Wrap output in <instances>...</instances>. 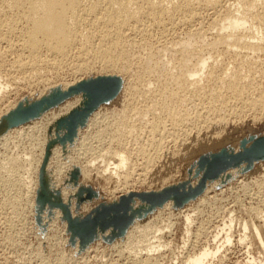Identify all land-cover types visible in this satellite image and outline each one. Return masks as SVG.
Instances as JSON below:
<instances>
[{
  "label": "rangeland",
  "instance_id": "1",
  "mask_svg": "<svg viewBox=\"0 0 264 264\" xmlns=\"http://www.w3.org/2000/svg\"><path fill=\"white\" fill-rule=\"evenodd\" d=\"M230 1L231 3H233L232 0H222V4H224L225 2L229 4L228 5L225 3L224 6L221 4V8L223 6L222 10L230 7ZM211 12H207L209 14H206L207 16L204 14L201 17L200 21H198V24L197 22H195L194 25L191 24L193 25L191 26V30H194L195 27L201 28L206 38H208V41H210L214 35L213 31H211V33L209 31V28H207L209 27L207 25H209V22H211L213 18ZM180 27H182L184 30ZM187 28L189 29L187 25H183L178 26L172 30L168 29L166 30V32H163V30H156L155 28V30H153L151 33L152 37L150 38L151 40L149 41V44L153 46L152 48L154 49V51L160 52L161 50L160 53H162L163 49H166V51H168V47L171 46L172 48L176 43V40H180L182 35L185 36ZM169 30L170 32H173V35L172 32H169ZM153 37L156 38L157 42L155 38L153 39ZM11 38L17 40L16 37L12 35L3 39L0 38V83L5 84V86L7 85V89L5 88V91L0 94V176L2 175V179H0V264H138V259L140 257H144L147 253V245L153 242L154 245L157 244L155 245L156 247L161 244V248L159 247V251L154 252L155 254L153 253L154 257H156L157 264H173L175 262L176 264H180L182 262V258L186 254H192L193 251L196 252L201 247H213L214 243L212 242V237L220 228L223 227L224 223L227 221L230 215L235 219L233 224L234 228L232 227L234 240L231 245H223L218 257L211 264H233L236 262H245L246 254L244 252L246 250L244 246H238L239 244L237 243V241L242 234V228L240 227L243 223L242 221L250 222L251 219L254 218V213H264V167H259L261 165H264V156L247 161L248 167L245 174L243 175H236L235 173H233L234 175L232 173L228 174V169H230L233 164L226 166L220 172H218L214 178L205 179L201 187L202 190L200 189V191L194 197L189 198L182 204L177 205L175 199H173L174 204L170 208V205H166L165 203L172 198L175 191H189L196 187V185L200 181L201 174L203 173L204 167L206 165L205 163H202V165L200 164L201 157L209 160L214 155L221 153L222 155H224L225 161L230 162L231 160H228L229 156L238 155L243 147H248L254 139L264 136V109H260L261 112L260 110L255 111L249 109L250 101L258 98L259 93L257 92V90L259 88V90L264 94L263 78L255 77V82L254 80L252 81V88L250 87V89L248 90L250 94L246 92L242 100L238 101L233 97H230L231 95L224 91L226 90L224 86H221L220 88L219 85L221 84H215L214 82L210 81L207 74L211 69L210 67H212L218 74L223 73V75L221 76L224 77L223 79L228 78V76L230 77L233 70H237L239 68H242L241 75H246V70L248 69L246 68L244 63H254L255 65H259L264 59L262 58L263 56H260L259 58L256 56L255 58V56L252 55V57H250V55L247 60L243 58L242 55L244 54L239 55L238 57L237 54L239 52H242L239 50L231 52L232 54L227 53L225 55L221 53L220 49L214 51L211 54L213 55L216 52L215 56H213L214 60H210L211 62L209 61V67L199 78L200 80L198 79L199 83H197V86L199 90L197 91V93L194 92V88H196V86H186V92L184 96H186L185 98L187 107L185 106V109L183 108V110L184 113L186 111L187 114H184L183 120L184 117L186 118L187 116V118L190 119L186 118L185 121H183L185 123H182L183 125L181 127V124L173 126V124L167 119L166 116H164L159 108H156L155 106L153 107V104H155V100L152 96H146L142 98L143 95L140 96L138 94V96L137 94H133L131 90L134 83L138 80V76L140 73V65L139 63H137L136 57L143 56V51L141 50L142 46L141 48L138 47L133 50L135 59L128 67L126 72H121V70H109L104 72L103 69L100 68V64L93 60L92 52H88V50L91 49L90 45L85 44L83 40L82 45L80 44L76 46L74 51L70 53L69 57L65 59V61L67 60L66 62L63 60L62 62L57 63V66L60 64V68H58L56 64L52 63L45 64V66L40 65L37 72H27L24 74V76L22 74L24 72L19 70L20 68H17V65L15 64L16 61L13 62V60H16V58H18L20 55H22L23 58L27 55H25V53H19L21 51L20 48H18V41H15ZM138 39L139 38L136 39V42L139 45L145 43L141 39ZM7 40L9 41V43H11L9 44ZM3 43L5 44V46ZM10 47L12 51H10ZM16 48L18 49V51ZM82 53L85 55H83ZM216 59L217 63L215 61ZM255 60L257 61L255 62ZM92 61L93 65L91 64ZM78 63L80 65L83 64L82 66H84L85 68L81 72L77 70ZM228 65H230V67H228ZM130 71H132V74L130 73ZM224 72H227L226 76ZM113 74L118 78L122 77V87L120 89L117 88L116 92L111 98L102 101L96 104L95 107L87 110L86 107L88 104V98L86 93L79 89L74 91L75 88L80 87L83 83H89L94 79L106 78L105 76L111 77V75ZM118 78H115L117 80V83ZM256 81L258 82V84H256ZM68 84L69 89L67 90V92L64 93L63 91L60 93V91L64 89ZM153 87L154 86H152V88ZM126 89H128L129 91ZM208 91L210 93H208ZM222 92L224 93L223 95ZM212 93H214L213 95L216 96L214 99L216 101L219 100V104L221 102H225V105H223V107L227 109V111L223 108L224 110H221V112H223L221 113L219 111L220 114H218L217 112L211 110L213 101L210 100H214L212 99ZM63 94H67V96L63 97L60 101L50 106H46L45 101L47 99L55 95ZM78 94H81L82 97ZM195 94H198V96H196ZM208 96L211 99H209ZM226 96L228 100L225 98ZM203 98L204 100H202ZM150 99H152V101ZM229 99L231 100V103ZM244 100L246 101V103ZM192 101L194 102L195 107L193 106ZM26 102L27 105L24 104ZM196 102L198 105L196 104ZM243 102L245 104H243ZM36 104L40 108L38 107L39 109L34 116L28 117L23 121H15L16 115L21 109ZM41 107H44V110ZM144 107L146 108V110ZM189 108L191 112L189 111ZM232 108H234V111H232ZM242 108L244 109L242 110ZM209 110L210 113L207 114ZM239 110L242 111L240 112ZM153 111L154 113H152ZM229 111H231V114L229 113ZM238 111L239 113H241L240 115ZM121 112H124L125 116H121ZM129 112L131 113L130 115ZM146 113L147 115H145ZM196 113L199 114V117H197ZM222 114L225 115L223 116ZM195 115L197 118L195 117L194 119ZM220 115L222 116V118L224 117L225 124H223L224 126H221L220 131L216 132L218 128V126L216 127V125H219L218 123L216 124V121L219 119L218 117L221 118ZM50 117L53 119L54 124L52 123L53 125L51 124L50 126H47L46 123L48 122V118L49 120L51 119ZM210 117L211 122L213 119L216 120H213L214 122L209 123L208 119ZM122 120L125 123V131L129 130L127 131L129 133H126L124 137L122 136L118 138L119 135H116V132L119 126L118 124ZM162 121L165 122L162 123ZM71 122L74 125L72 128V133L68 135V129H70V125L72 124ZM140 122L142 123L139 124ZM153 122H159L161 126H163L162 129L164 133L162 136H164V139L167 140L165 141L163 139L162 141H159L161 142L160 150L162 152H159L158 155L155 156L153 154H157V152H155L156 150L152 151L151 149H156L154 147L159 143L158 139H160V136L156 134L157 136L153 135V137L151 135V138L153 139L150 138L152 127L151 125ZM132 123L134 125H132ZM163 124H165L166 126H164ZM139 125L141 127H139ZM210 125H212V128L210 127ZM76 127L78 128V130L76 129ZM104 127H106L107 129H104ZM178 127L184 129H179ZM102 129L105 130L102 131L103 133L101 132ZM42 132L48 133L50 136L53 135V146H51V144L49 145L48 143L43 142L42 136L45 133L42 134ZM167 132L170 133L169 137L171 140L169 139V137H167ZM177 132L180 134H177ZM106 133L107 136H105ZM183 133H187L186 136ZM128 134L130 135V139L128 137ZM172 134L174 135L173 137ZM2 136L3 138H1ZM97 137H104L102 139L103 142L99 141V143L97 141L98 139H96ZM126 138L129 139L127 141L128 144L126 143ZM177 138L179 140H177ZM156 139L157 142H155ZM172 139L174 140V142ZM109 140H111V142ZM150 140H153V143ZM130 141H135V143H131ZM139 143L140 145L142 144L141 147ZM147 143L148 148L146 147ZM84 144H86V146H90V148L93 149V151L91 152L93 155H91V153L81 155V153H83L82 149L85 147ZM130 144L132 147H130ZM150 144L152 147L150 146ZM162 146L164 147L162 148ZM97 148H99L100 150ZM101 148L103 151L101 150ZM135 148H138V150ZM107 149H110V151L117 150L124 152L128 157V162L130 164L129 166L132 168V171L129 170L130 176H127L129 178L128 181L124 182L127 177L125 179L121 178L119 180L114 177L111 178L110 175H112L113 173L112 166L109 167V172H104L106 169L105 166L107 165V162H109V160L111 161V158L105 157L104 161L100 158H98L97 160L95 159L99 155V152L104 153ZM139 149L143 151L141 152L139 151ZM186 149H193L195 152L194 154L192 153L183 159H177L176 163L173 165L169 164V158L175 157L181 153H185L184 151ZM127 152L129 153V156L131 154L130 157L127 155ZM146 155L147 158H149V156L155 157L152 161V165L147 167V169V162L145 163V161H147ZM19 156L25 159H20ZM8 157L10 161L11 158H19L20 162L15 160L17 161V166L19 162V167H21L18 170L16 169L17 173H10V171H12L13 169L11 168V170L10 167H8V164H10L6 162L7 160H9ZM89 161L91 164L94 162L92 164L93 166L90 165ZM153 162L155 165L153 164ZM5 163L7 165H5ZM1 171H3L4 173ZM47 175H50L49 181H47ZM143 175L145 177H143ZM11 179H20L22 180V182H20V184L16 186L18 188L15 187L14 189L10 190V192L8 189H6L8 187H5L3 183L4 181H11ZM1 180H4L3 183ZM211 182L214 184L207 185ZM127 193H130V195H128ZM142 193L154 195L155 198H159L165 195L167 196L161 201V203L157 205H149L148 203L146 204L145 201L140 199V195ZM8 197L11 198L9 199ZM132 198H135L139 202L141 201L143 205H146V207L141 211L143 213L139 212L140 214H138L137 216L131 202ZM14 200L16 201L14 202ZM10 201L11 203L13 202L12 204L19 207V212H17V214L19 213L18 215L14 211H12ZM126 201V214L130 215L131 218L129 223L124 227L120 234H116V230L111 226L102 227V225L99 223L101 222L102 217L96 219L94 227L91 228L90 225L93 221L91 219L96 215V212L98 210H100L104 206H111L113 208H116ZM163 204L165 207L163 206ZM154 206L157 208H155ZM183 209L186 210L184 211ZM182 212H185L188 215L190 214L189 216L193 218L191 223L192 225H190V235H187L184 230L186 224L184 222L185 219ZM245 213H247V215ZM148 221H151L153 230H158V228H160L159 230H162V232L163 230H165L164 232L166 233L163 232L164 234H162V232L160 231L159 233L162 234L160 236L158 233H155V231L152 232V234H150V232L149 234L151 235V237H146L145 239L144 236H142L143 234H141L139 225H144ZM127 229H129V232L125 233L127 232ZM149 234L148 236H150ZM154 234H157L156 236L158 238L154 237L153 239L152 237L155 236ZM157 240H160L159 244ZM221 241L222 240H220L217 245H219ZM184 242H186L185 246H183ZM151 247L154 246L152 245ZM251 252L253 253V255H256V248H252ZM134 256H136L137 258H134ZM176 258H178V260H175Z\"/></svg>",
  "mask_w": 264,
  "mask_h": 264
},
{
  "label": "bare ground",
  "instance_id": "2",
  "mask_svg": "<svg viewBox=\"0 0 264 264\" xmlns=\"http://www.w3.org/2000/svg\"><path fill=\"white\" fill-rule=\"evenodd\" d=\"M232 1H233V3H231V1L229 2L231 4L230 7L225 8L224 10H222L224 4L225 3L228 4L227 2L222 4L223 3L222 0H0V38L3 39L5 37H9L10 35L16 37L17 40H15L14 38H11V39H14L15 41H18V43H17L18 44V48H20V51H21L19 53L20 54L21 53L22 54L25 53V55H27L24 58L22 57V55H20L18 58H16V60H13V62L16 61L15 64L17 65V68L18 69L20 68L19 70L24 72V73H22L23 75L25 73H27V72H29V73L37 72L38 68L40 67V65H44L45 66V64L52 63V64H56V66H57V63H60L63 60L65 61V59H67L69 57L70 53L72 51H74L76 46H78L80 44L82 45L83 42H85V44H87V45H90L91 49H89L88 52L89 53L92 52L93 60L100 64V68H102L104 72L109 71V70H121V72L122 71L126 72L128 67L132 64L133 60L135 59V55L133 54V50L135 48H138V47L141 48V46H142L141 50L143 51V56H141V57L137 56L136 57L137 58L136 59L137 63H139V65H140V73H139V76H138V80L134 83L132 88L131 87L130 88H131L133 94H137V95L139 94L140 96L143 95L142 98H144L146 96H152L154 98V100H155L154 101L155 104H153V107L155 106L156 108H159L161 110V112L164 114V116H166L167 119L173 124V126L174 125L177 126L178 124L179 125L181 124V127H182V125H183L182 123H185L183 121H185V119L188 117L186 115L187 117L186 118L184 117V120H183V116L186 113V111L184 113V110H183V108L186 106V98H185L186 96H184V94L186 92V86H189V87L190 86H192V87L196 86V88H194V92L197 93V91L199 90L198 86H197V83H199L198 79L205 73V71L209 67V61L210 60H214L213 56H215L216 52L213 55H211L214 51H217L218 49H220L221 53L223 55H225L227 53H231L233 51H238L239 50V51H242V52H239L237 54L238 57H239V55L244 54L242 56L245 59H247L250 55H251L250 57H252V55H253V56H255V58H256V56L258 58L260 56L261 57L263 56L262 58H264V0H232ZM221 4L223 5L222 8H221ZM209 11L210 12L212 11L211 13H212V17L213 18H212V20L210 19L211 22H209V25H207L209 27H207V28H209L210 32L213 31V33H214V35L212 34L213 37L211 38L210 41H208V38H206V36H205L204 32L201 30V28L195 27L194 30L193 29L191 30V28H192L191 26H193L195 22H197V24H198L199 23L198 21H200L201 17L204 14L205 15L208 14L207 12H209ZM191 24H193V25H191ZM206 24H205V26H206ZM183 25H187L189 27V29L187 28V30H186L187 32L185 31L186 32L185 36L182 35L184 38L181 36L182 39L180 38V40H178V41L174 40L176 43L175 44L173 43L174 45L172 44L173 45L172 48L169 45L170 47H168L169 48L168 51H166V49L165 50L163 49L164 52L162 50V53H160L161 50H160V52L159 51H154V49L152 48L153 46H151V44H149V41L151 40L150 38L152 37L151 33H152L153 30H155V28H156V30L158 29V30H163V32H166V30H168V29L172 30V29H175L178 26H183ZM180 28H182V27H180ZM170 30H169V32H170ZM206 32H208V31H206ZM177 33H179V32H177ZM156 34H158V33H156ZM7 35H9V36H7ZM154 35H155V33H154ZM172 35H173V32H172ZM137 38H139L138 40L141 39L145 43L144 44L142 43L141 45H139L136 42ZM154 38L155 37H153V39ZM171 39H172V37H171ZM155 40H156V38H155ZM156 42H157V40H156ZM8 43H9V41H8ZM12 43H13V41H12ZM154 43H155V41H154ZM17 44H16V46H17ZM4 46H5V44H4ZM11 47H10V51H12ZM5 49H7V48H5ZM16 49H15V51H16ZM240 49H242V50H240ZM17 51H18V49H17ZM83 55H85V54H83ZM219 55H220V53H219ZM218 58H221V57H218ZM243 58H241V59H243ZM217 59L215 60L216 63H217ZM256 61L257 60H255V62ZM74 62H75V60H74ZM91 64L93 65V61H92ZM82 65H80L79 63L77 65V70L80 71V72L85 69L84 66H82ZM244 65L248 69V70H246L247 71L246 75H241L242 68L241 69L239 68L237 70H233V72H232L230 77L228 76V78L223 79L224 77H221L223 75V73L218 74L212 67H210L211 69L208 71L207 74H208V77H209L210 81L214 82L215 84H217V83L221 84V85H219L220 88H221V86L222 87L224 86V88L226 89L224 91L229 93V95H231L230 97H233L235 100L239 101V100H242L243 96H245L246 92H248L250 87L252 88V85H253L252 81L255 79V77H261L264 80V59L262 60V63H260L259 65H255L254 63H250V64L249 63H244ZM59 66H60V64L57 67L60 68ZM228 67H230V65H228ZM228 69H227V71H228ZM97 72H98V70H97ZM243 72H244V70H243ZM130 73L132 74V71H130ZM224 73H225V76H226L227 72H224ZM105 77L106 78H118L117 76H114V74L111 75V77H107V76H105ZM16 81H18V80H16ZM254 82H255V80H254ZM122 84H123L122 77L118 78V89H120L122 87ZM256 84H258V82ZM6 86H5V84H1L0 83V94H2L5 91ZM128 86H129V84H128ZM138 86H140V87H138ZM152 86H154V87L152 88ZM213 88H217V87H213ZM56 89H58V88H56ZM68 89H69V84L67 86H65V88L62 89L60 91V93L63 92V91L65 93V92H67ZM188 89H190V88H188ZM259 89L257 90V92L259 93L258 98L253 99L249 103V109H251V110H255L256 111V110L264 109L263 108L264 107V94ZM126 90H128V89H126ZM209 91H208V93H210ZM215 92H216V90H215ZM248 93L250 94V92H248ZM213 94L214 93L211 94L212 95V99H214L216 97ZM223 94L224 93L222 92V95ZM78 95L81 96V94H78ZM196 96H198V94ZM220 97H219V99H220ZM225 98L227 99V96ZM209 99H211V98L209 97ZM31 100H33V99H31ZM150 100L152 101V99H150ZM188 100H189V98H188ZM202 100H204V98ZM210 101H213L212 102L213 104ZM210 101L209 102L212 104V109L211 110H213L214 112H217L218 114H220L221 110L224 108L223 105H225V102H221L219 104V102H218L219 100L216 101L214 99V100H210ZM229 101L231 103L230 99H229ZM197 102H196V104H197ZM216 103H218V104H216ZM233 103H235V102H233ZM245 103H246V101H245ZM245 103L243 102V104H245ZM24 104L27 105V102L24 103ZM132 104H130V105H132ZM226 105H227V103H226ZM193 106H194V102H193ZM229 106H231V105H229ZM191 107H192V105H191ZM197 107H196V109H197ZM41 108L43 109L44 107H41ZM186 109H188V108H186ZM192 109H193V107H192ZM232 109H233L232 111H234V108H232ZM243 109L244 108H242V110ZM145 110H146V108H145ZM156 110H158V109H156ZM225 110L227 111V109H225ZM229 110H230V108H229ZM235 110H236V108H235ZM127 111H129V110H127ZM189 111H190V108H189ZM239 111H238V113H239ZM130 112H129V115L131 114ZM190 112H189V114H190ZM260 112H261V110H260ZM152 113H154V111ZM157 113H158V111H157ZM209 113H210V110H209V112L207 114H209ZM224 113H226V112H224ZM229 113L231 114V111H229ZM240 114L241 113H239V115ZM57 115H59V114H57ZM123 115H124V112H121V116H123ZM145 115H147V113ZM198 115L199 114H197V117H199ZM166 117H165V120H166ZM195 117H196V115L194 116V119H195ZM235 117H236V115H235ZM161 118H163V117H161ZM218 118H217L218 120L216 121V124L218 123L219 125L214 124V125H216V127L218 126L216 132L220 131L221 126H224L223 124H225L224 117L222 118V116H221V118L220 117H218ZM187 119H190V118H187ZM200 119H201V117H200ZM200 119H198V120H200ZM209 119H210V121H209ZM209 119H208L209 123H212V122H214L213 120H216V119H213L212 122H211V117ZM151 120H152V118H151ZM192 120H193V118H192ZM142 121H143V119H142ZM114 122H112V123H114ZM126 122H127V120H126ZM160 122H161V120H160ZM164 122L165 121H162V123H164ZM52 123H53V119L51 118L49 120V118H48V122L46 123L47 126H50ZM141 123L142 122H140L139 124H141ZM186 124H187V122H186ZM118 125L119 126H118L117 132H116V135H119L118 138H120L122 136L124 137L126 133H129V132H127L129 130L125 131V123H124L123 120L121 122H119ZM132 125H134V124L132 123ZM163 125L166 126L165 124H163ZM110 126H111V124H110ZM151 126L152 127H151V132H150V138H151V135L153 137V135L158 134V136H160V139H158V142L162 141L164 139V136H162L163 133H164V131L162 129L163 126H161V124L159 122H153ZM211 126L212 125H210V127ZM106 127H104V129ZM139 127H141V126L139 125ZM181 127L180 128L178 127V128L179 129H184V128H181ZM28 128H30V127H28ZM76 129L78 130L77 127H76ZM129 129H130V127H129ZM171 129H172V127H171ZM206 129H207V127H206ZM102 131H105V130L102 129L101 132ZM114 131H116V130H114ZM140 131H142V130H140ZM169 132H173V131H169ZM169 132H167L168 134H166V135H168L167 137H169V135H170ZM43 133H45V132H42V134ZM76 133H78V132H76ZM76 133H75V135H76ZM200 133H202V132H200ZM130 134H131V132H130ZM177 134H180V133L177 132ZM183 134H185V136H186L187 133H183ZM98 135H100V134H98ZM116 135H115V137H116ZM128 135H126V136H128ZM166 135H165V137H166ZM201 135H203V134H201ZM39 136H40V134H39ZM52 136H50L48 133L43 134V136H42L43 137L42 138L43 142H46L49 145L51 144V146H53L54 143H53ZM105 136H107V133H106ZM147 136H148V134H147ZM173 136L174 135L172 134V137ZM98 137L96 138V139H98L97 141L98 142L99 141L103 142L102 139L104 137L103 138H101V137L98 138ZM128 137L130 139V135ZM1 138H3V136ZM105 139H106V137H105ZM126 139L125 140H126V143H127V141L129 139L128 138H126ZM147 139H149V138H147ZM151 139H153V138H151ZM169 139H170V137H169ZM177 140H179V139L177 138ZM109 141L111 142V140H109ZM122 141H123V139H122ZM138 141H140V140H138ZM150 141L152 142L153 140H150ZM165 141H167V140H165ZM115 142H117V141H115ZM143 142H145V141H143ZM155 142H157V139L155 140ZM173 142H174V140H173ZM131 143H135V141H132ZM140 143H139V145H140ZM118 144H121V143H118ZM160 144H161V142H159L156 146L153 145V146H155L154 148H156L154 150H153V148L152 149L150 148L152 151L156 150L155 152H157V154L156 153L153 154L154 156L158 155L159 152H162L160 150V148H161ZM84 145H85V147L83 149L81 148L82 152H83V153H81V155L90 154L93 151V149H91L90 146H88V145L86 146V144H84ZM108 145H109V143H108ZM141 146H142V144L140 145V147ZM150 146H151V144H150ZM130 147H132L131 144H130ZM133 147H136V146H133ZM144 147H145V145H144ZM146 147L148 148V143H147ZM163 147L164 146H162V148ZM29 148H31V147H29ZM201 148H199V149H201ZM97 149H99V148H97ZM135 149L138 150V148H135ZM101 150H102V148H101ZM124 150H125V148H124ZM145 150H147V149H145ZM183 150H181V151H183ZM139 151H141V149H139ZM141 152H139V153H141ZM184 152L185 153H181V154H179V155H177L175 157H171V158L168 157L169 158V164L173 165V164L176 163L177 159H179V158L183 159V158L187 157L188 155H190L192 153L194 154L195 151L193 149H186ZM129 153L127 154L128 156H129ZM131 153H132V151H131ZM23 154H25V153H23ZM96 154H97V152H96ZM98 154L99 155L97 156V158H95L96 160L98 158H100V159H102L104 161L105 157L111 158V161L110 160H109V162L106 161L107 165L105 166L106 169L104 171L105 173L109 172L110 171L109 167L112 166L113 167V169H112L113 173H112V175H110L111 178L114 177L117 180H119L121 178L125 179L129 175V170L132 171V168L129 166L130 165L129 162H128L129 159L125 155L124 152L117 151V150L110 151V149H107L106 152H104V153L99 152ZM91 155H93V154L91 153ZM141 155H139V156H141ZM130 156H131V154H130ZM154 156H149V158H147V155H146V158H147L146 159L147 161H145V163L147 162L146 163L147 166L145 165L146 169H147V167L152 165V161L155 158ZM232 156L236 157L237 155L229 156L228 160H231L230 157H232ZM29 157H31V156H29ZM14 158L13 159L11 158V161H10V159L8 157L9 160L6 161L7 163L11 164V165L8 164V167H10V169L11 168L13 169V170L11 169L12 171H10V173L11 172L17 173L16 171L21 168V167H19V162H20L19 158L18 159H14ZM20 159H23V158L20 157ZM15 160L19 161L18 162V166H17V161H15ZM89 163H90V161H89ZM92 164L90 163L91 166H93ZM153 164H154V162H153ZM247 164H248V162L246 160L240 159L235 164H233V166L230 169H228V171H229L228 174H230V173H232V174L235 173L236 175L245 174V172L247 170V167H248ZM5 165H7V164L5 163ZM21 166H22V164H21ZM145 166H144V168H145ZM17 167H19V168H17ZM259 167H264V165H261ZM136 169H137V167H136ZM2 170H3V167H2ZM23 170H24V168H23ZM178 171H179V169H178ZM256 171H257V169H256ZM1 172H3V171H1ZM1 176H0V179H2ZM141 176H142V174H141ZM226 176H228V175H226ZM46 177H47V181H49L50 180V175H47ZM143 177H145V176L143 175ZM261 177H263V176H261ZM166 178H168V177H166ZM28 179H30V178H28ZM126 179L124 180V182L128 181L129 178L127 177ZM178 179H179V177H178ZM219 179H220V177H219ZM9 180H8V182H5L3 180L4 183L1 180L2 183L5 185V187H8L6 189H8L9 191L14 189L18 184H20V182H22V180H20V179H18V180L11 179V181H9ZM45 180H46V178H45ZM249 183H250V181H249ZM209 184L211 185V184H214V183L211 182V183H208L207 185H209ZM16 188H18V187H16ZM17 190H19V189H17ZM127 194L130 195V193H127ZM168 196H169V194H168ZM25 197H27V196H25ZM173 199H174V197L172 196V198L168 202H166V203L164 202V203L166 205H170V208H171V206L174 204V200ZM6 201H5V203H6ZM15 201L16 200H14V202ZM131 202L133 204V209H134V211L136 213V216L138 214H140L139 212H141L143 208L146 207V205H143L141 203V201L139 202L135 198H132ZM10 203H11V201H10ZM12 203H11L12 211H14L17 214V212H19V207H17L16 205H14ZM163 206H164V204H163ZM155 208H157V207H155ZM141 213H143V212H141ZM249 213H250V211H249ZM245 214L247 215V213H245ZM254 214H255L254 218L251 219V221L249 220L250 222L242 221L243 223L240 226L242 228V234L240 235V237L238 238V241H237V243L239 244L238 246H244V248L246 250L244 252L246 254V256H245L246 260L243 263L242 262H236V263H233V264H264V213L260 212V213H254ZM132 215H134V214H132ZM183 215H184V219H185L184 222L186 224L185 229H184V227H183V229L185 230L187 235H190L191 234L190 225H192L191 223H192V219L193 218H191V216H189L190 214L188 215L185 212L183 213ZM230 216L227 219V221L224 223L223 227L220 228L215 233V235L212 237V242L214 243L213 247H210V246H205L203 248L201 247L198 251H196V252L193 251V253L191 252L192 254H186L182 258V262L180 264H211L218 257L223 245H231L233 240H234L233 239L234 236H233V232H232V230H233L232 227H233L235 219L233 218V216H231V217ZM137 218H139V217H137ZM145 222H146V220H145ZM139 227L138 228L141 230V234H143L142 236H144L145 239H146V237L147 238L151 237L150 234H152V232H154V231H155V233H158L160 236L162 234L166 233V232H164L165 230H163L164 233L162 232V230H159L160 228H158V230H153L152 229V225H151V221L150 222L148 221L144 225L140 224ZM241 228H240V230H241ZM128 230L129 229H127V232H125V233H128L129 232ZM160 231L162 232V234L159 233ZM148 234L150 236H148ZM156 235L153 236L152 238L153 239H154V237L158 238ZM196 236H197V234H196ZM196 236H194V237H196ZM129 239H130V237H129ZM220 240H222L221 243L219 245H217L220 242ZM157 242L159 244L160 240L159 241L157 240ZM186 242L183 243L184 244L183 246L186 245ZM152 245L154 247H151ZM155 245H157V244H155ZM155 245H154V242L150 243L149 245H147V247H148V248L146 247L147 253H146V255L144 257H140L138 255L140 257L138 259V261H137L138 264H157L156 257H154V254H155L154 252H158L159 251V247H160L161 244H159L157 247ZM252 248H256V255H253V253L251 252ZM135 257L136 256H134V258ZM179 257H182V256H179ZM175 260H178V258H176ZM173 264H176V262L173 263Z\"/></svg>",
  "mask_w": 264,
  "mask_h": 264
},
{
  "label": "water",
  "instance_id": "3",
  "mask_svg": "<svg viewBox=\"0 0 264 264\" xmlns=\"http://www.w3.org/2000/svg\"><path fill=\"white\" fill-rule=\"evenodd\" d=\"M118 88V83L115 78H99L91 80L89 83H83L80 87L75 88L76 90H82L86 93L88 97L87 110L95 107L96 104L105 101L111 98ZM67 96V94L63 95H55L51 98L47 99L45 102L46 106H50L58 101H60L63 97ZM39 106L33 105L29 107H25L17 113L15 121H23L28 117L34 116ZM72 123V122H71ZM73 123L70 125V129H68V135L72 133ZM264 156V136L254 139L248 147H243L238 155L230 157L231 161H225L224 155L218 153L211 157V159H206L201 157L200 164L205 163V167L203 173L201 174V178L199 183L195 188L189 191H175L174 199L176 204H182L184 201L188 200L191 197H194L201 189L203 182L205 179L214 178L218 172H220L226 166L230 164H235L240 159H244L246 161H250L252 159H257ZM162 196L159 198H155L154 195L144 194L140 195V199L148 203L149 205H157L161 203V201L166 197ZM127 201L123 202L119 205V207H107L104 206L100 210L96 212V215L91 219L93 220L91 223V228L95 225V220L102 217L101 222H99L102 227L111 226L116 230V234H120L124 227L129 223L131 216L126 214L127 210ZM109 216V217H108ZM91 237V236H89Z\"/></svg>",
  "mask_w": 264,
  "mask_h": 264
}]
</instances>
